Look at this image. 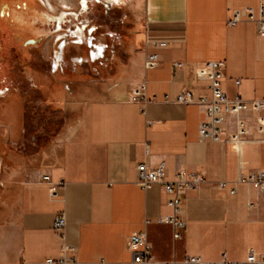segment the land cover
<instances>
[{"label": "crops", "instance_id": "crops-1", "mask_svg": "<svg viewBox=\"0 0 264 264\" xmlns=\"http://www.w3.org/2000/svg\"><path fill=\"white\" fill-rule=\"evenodd\" d=\"M136 2L138 18L122 47L126 59L114 73H89V52L70 49L66 40L53 49L47 81L40 79V65H33V88L48 89L45 102L64 120L48 143L28 152V101L20 95V158H11L20 171L8 179L12 205L0 208V264L59 259L61 238L54 224L62 214L65 242L76 250L68 255L93 264H131L129 238L140 231L147 232L153 259L160 263L194 264L185 262L189 255L244 260L251 249L264 253V194L240 180L250 170H264V145L250 149V163L240 170L225 145L200 141L202 107L176 102L185 89L195 99L211 95L209 81L198 78L196 69L213 60L226 63L222 83L228 98L264 97V36L252 21L228 24L232 9L251 6L258 13L260 0ZM156 42L167 46L156 48ZM152 52L159 53V64L146 69ZM142 83L151 99L145 106L132 99ZM162 161L167 181L179 172L203 176L198 186L181 192L186 227L178 239L171 224L159 222L173 212L172 195L159 183L149 188L137 183L138 164ZM42 173L61 183L56 196L39 178Z\"/></svg>", "mask_w": 264, "mask_h": 264}, {"label": "rangeland", "instance_id": "rangeland-1", "mask_svg": "<svg viewBox=\"0 0 264 264\" xmlns=\"http://www.w3.org/2000/svg\"><path fill=\"white\" fill-rule=\"evenodd\" d=\"M137 16L136 0H0V163L8 161L0 164V208L12 205L8 179L20 171V164L11 159L20 158V95L28 101V152L48 143L63 125L60 110L45 102L48 89L33 88V65H40V79L47 81L53 49L66 40L70 49L89 52V73L112 74L126 59L122 47L128 44ZM45 48L50 51L46 59ZM6 125L9 137L4 135Z\"/></svg>", "mask_w": 264, "mask_h": 264}, {"label": "built area", "instance_id": "built-area-1", "mask_svg": "<svg viewBox=\"0 0 264 264\" xmlns=\"http://www.w3.org/2000/svg\"><path fill=\"white\" fill-rule=\"evenodd\" d=\"M243 20H249L256 24L258 34L264 36V0H260L258 13L254 7H243L231 10L228 19L230 26H235ZM166 42H156V48H164ZM160 61L157 52L146 55L144 66L146 69L155 68ZM226 63L220 60L205 62L196 69L197 77L209 81L210 96H202L195 99L191 90H183L177 97L176 102L186 104H197L202 107L204 118L199 125V139L202 142H215L225 145L231 155L236 159L239 169L245 168L250 163V149L264 145V97L245 100L240 97L228 98L223 89V78L225 77ZM132 99L147 105L151 99L147 97L146 85L142 83L132 91ZM137 183L149 188L159 183L167 194L172 195L168 204L172 206L173 212L170 215L159 218V222L169 223L174 228V238L182 237V230L186 227L184 219L183 200L181 192L188 188L198 186L203 182L202 175L188 177L184 172H179L174 180H165L166 166L162 161L156 166H150L143 162L137 166ZM41 181L50 184L51 196H56L61 183L53 182L51 176L46 173L39 175ZM240 180L247 181L260 194H264V170H250L246 178L240 175ZM227 182H219L220 187H226ZM232 193L236 188L231 189ZM149 222V221H148ZM55 229L61 238L62 253L59 259L48 258L46 261L51 264H93L83 262L77 257L68 255V252L76 251L65 242V216L59 215L55 220ZM128 247L133 255L131 264H168L167 262H156L151 254V247L148 242L147 232L140 231L132 234L129 238ZM186 263L194 264H264V253H257L251 249L244 260H229L223 254L221 260L208 261L202 255L187 256ZM23 264H30L23 262Z\"/></svg>", "mask_w": 264, "mask_h": 264}, {"label": "bare ground", "instance_id": "bare-ground-1", "mask_svg": "<svg viewBox=\"0 0 264 264\" xmlns=\"http://www.w3.org/2000/svg\"><path fill=\"white\" fill-rule=\"evenodd\" d=\"M112 1V0H111ZM50 4V3H49ZM49 6V5H48ZM52 6V5H51Z\"/></svg>", "mask_w": 264, "mask_h": 264}]
</instances>
